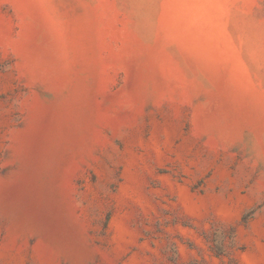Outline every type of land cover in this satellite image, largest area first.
Wrapping results in <instances>:
<instances>
[{"label": "rangeland", "instance_id": "374dc122", "mask_svg": "<svg viewBox=\"0 0 264 264\" xmlns=\"http://www.w3.org/2000/svg\"><path fill=\"white\" fill-rule=\"evenodd\" d=\"M0 264H264V0H0Z\"/></svg>", "mask_w": 264, "mask_h": 264}]
</instances>
